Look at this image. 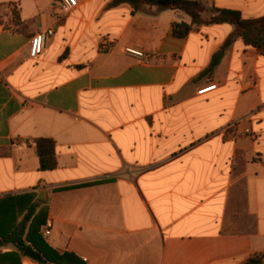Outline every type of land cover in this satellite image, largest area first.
<instances>
[{
	"label": "crops",
	"instance_id": "0c3cea01",
	"mask_svg": "<svg viewBox=\"0 0 264 264\" xmlns=\"http://www.w3.org/2000/svg\"><path fill=\"white\" fill-rule=\"evenodd\" d=\"M76 1L66 12L61 0H0V239L35 205L26 236L73 254L63 264L264 256V55L241 38L224 47L229 23L180 38L183 11ZM199 1L204 19L214 9L264 16V0ZM49 28L32 58L31 38ZM40 138L55 142L52 170L40 167ZM4 254L47 264L11 243Z\"/></svg>",
	"mask_w": 264,
	"mask_h": 264
},
{
	"label": "trees",
	"instance_id": "16d2710c",
	"mask_svg": "<svg viewBox=\"0 0 264 264\" xmlns=\"http://www.w3.org/2000/svg\"><path fill=\"white\" fill-rule=\"evenodd\" d=\"M128 4L135 14L146 7H156L159 10L176 9L185 12L191 17V23L174 22L173 33L176 37H186L190 32L198 30L203 25L229 23L235 27L234 32L227 38L224 47L230 46L236 39L241 38L245 45L252 46L264 55V16L258 18H244L242 13L234 9H214L210 17L204 19L202 14L205 10L204 5L199 0H113L111 7ZM13 29L15 31L23 30L25 24L21 21L19 13L14 10L12 17ZM218 64L215 58L210 66L202 73V76L212 75ZM35 146L40 158V167L42 170H52L57 167V157L55 152V142L49 138H40L35 141ZM9 199V198H8ZM7 198L4 201L8 200ZM2 200L1 203H4ZM35 213V205H31L29 212L12 231L1 235L0 245L14 244L21 252H24L27 246H31L36 252L43 256L47 264H63L66 259L73 257V254H60L50 247L38 235L33 240L29 233L26 236L27 223ZM30 243V244H29ZM264 256L253 257L246 264H264ZM19 258L15 255H0V264H20ZM80 263V262H78Z\"/></svg>",
	"mask_w": 264,
	"mask_h": 264
},
{
	"label": "built area",
	"instance_id": "2783aa9c",
	"mask_svg": "<svg viewBox=\"0 0 264 264\" xmlns=\"http://www.w3.org/2000/svg\"><path fill=\"white\" fill-rule=\"evenodd\" d=\"M78 6V3L76 0H61V8L62 10L66 11V12H71L74 9H76ZM55 33V30L53 28H49L41 33H37L35 34L31 40H30V56L32 58H37L38 56H40L46 48V42L47 39L50 38L53 34ZM126 52L128 55L135 57L139 60L142 61H147L149 58V55L146 54L144 51L134 48V47H127L126 48ZM216 85H211L207 88H204L202 90L199 91V93H204L207 92L208 90H212L215 89ZM241 121H237L234 122L232 124L229 125V128H235L236 126H238L240 124ZM245 134L249 135L253 138V139H257L258 135L255 132H252L250 129H246L245 130ZM50 234V228H46V231L44 233L45 236H48Z\"/></svg>",
	"mask_w": 264,
	"mask_h": 264
},
{
	"label": "water",
	"instance_id": "95a60500",
	"mask_svg": "<svg viewBox=\"0 0 264 264\" xmlns=\"http://www.w3.org/2000/svg\"><path fill=\"white\" fill-rule=\"evenodd\" d=\"M24 255L29 256L39 262L46 263V260L43 258V256L36 252L31 246H27L24 251Z\"/></svg>",
	"mask_w": 264,
	"mask_h": 264
},
{
	"label": "rangeland",
	"instance_id": "374dc122",
	"mask_svg": "<svg viewBox=\"0 0 264 264\" xmlns=\"http://www.w3.org/2000/svg\"><path fill=\"white\" fill-rule=\"evenodd\" d=\"M3 19L5 20L4 16L0 14V20L4 21Z\"/></svg>",
	"mask_w": 264,
	"mask_h": 264
}]
</instances>
